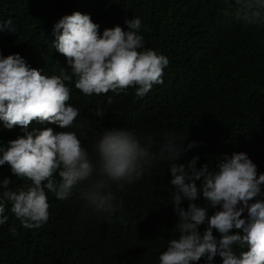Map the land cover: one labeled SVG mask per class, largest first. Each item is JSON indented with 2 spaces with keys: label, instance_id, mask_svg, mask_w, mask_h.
Masks as SVG:
<instances>
[{
  "label": "trees",
  "instance_id": "obj_1",
  "mask_svg": "<svg viewBox=\"0 0 264 264\" xmlns=\"http://www.w3.org/2000/svg\"><path fill=\"white\" fill-rule=\"evenodd\" d=\"M76 11L89 14L101 35L117 25L127 31L125 21L139 18L141 50H155L169 60L164 82L143 97L135 87L87 96L73 77L65 83L71 89L68 103L80 113L75 125L60 129L33 121L27 131H74L94 163L99 159L95 145L105 129L131 130L142 143L150 141L153 151L173 134L185 140V147L198 144L179 163L198 155V168L208 164L210 171H218L224 156L243 152L264 173V21L246 23L238 15L242 6L237 0H0V24L11 22L9 29H0V52L5 57L20 54L30 68L48 77L60 75L62 68L71 74L53 46L54 26ZM25 131L8 129L0 121V147ZM55 177L60 180L58 173ZM3 178L12 180L13 191L31 184L13 175L8 164L0 166ZM172 179L170 163L154 161L141 179L117 192L122 207L110 218L86 207L79 193L59 200L46 189L49 219L33 229L23 226L9 202L7 222L0 225V264H159L169 240L180 234ZM196 183L199 187L202 180ZM196 202L207 206L202 193ZM188 204L185 199L181 207ZM208 207L211 217L218 209ZM207 226L200 225L201 233ZM246 250L234 246L237 255ZM199 264H207L206 259ZM212 264L223 260L217 255Z\"/></svg>",
  "mask_w": 264,
  "mask_h": 264
},
{
  "label": "clouds",
  "instance_id": "obj_2",
  "mask_svg": "<svg viewBox=\"0 0 264 264\" xmlns=\"http://www.w3.org/2000/svg\"><path fill=\"white\" fill-rule=\"evenodd\" d=\"M237 2L242 6L238 15L246 23L264 21V0ZM10 23L0 24V29H9ZM125 23L127 31L117 25L101 35L100 25L89 14L76 11L64 16L54 26L53 46L66 58L71 74L62 68L60 75L48 77L30 68L20 54L5 57L0 52V121L8 129L19 126L26 130L25 135L0 147V166L8 164L13 175L31 181L13 191L10 178L0 179V225L7 222L4 212L10 202L11 211L25 228L41 227L49 219L46 189L59 200L79 193L86 207L110 218L122 207V202L117 203V192L141 179L146 167L160 160L170 163L180 234L169 240L159 264H199L202 258L212 264L217 255L223 264H264V199H260L264 196V173L258 172L246 153L224 156L218 171H210L208 164L197 167L198 155L186 163L178 162L198 146L196 141L185 147V140L169 134L153 151L150 141L142 143L131 130L105 129L95 145L99 159L94 163L74 131L55 132L51 127L27 131L33 121L60 129L75 125L80 113L68 103L71 89L65 83L73 77L75 87L87 96L109 90L119 94L135 87L136 95L143 97L155 84H163L168 58L152 49L141 50L144 37L139 34V18ZM96 114L104 115L102 111ZM198 180H202L199 187ZM201 193L207 206L196 202ZM185 199L189 201L187 208L181 207ZM208 206L218 209L211 217ZM205 223L208 226L201 233L199 227ZM10 232L17 235L15 228ZM235 245L247 250L237 255Z\"/></svg>",
  "mask_w": 264,
  "mask_h": 264
}]
</instances>
